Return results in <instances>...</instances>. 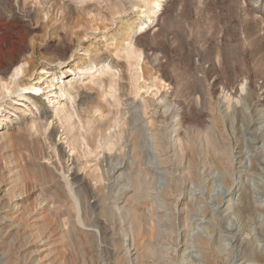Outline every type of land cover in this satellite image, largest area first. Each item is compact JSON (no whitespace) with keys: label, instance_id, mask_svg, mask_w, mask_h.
I'll return each instance as SVG.
<instances>
[{"label":"bare ground","instance_id":"bare-ground-1","mask_svg":"<svg viewBox=\"0 0 264 264\" xmlns=\"http://www.w3.org/2000/svg\"><path fill=\"white\" fill-rule=\"evenodd\" d=\"M161 1L155 4V14L162 9ZM246 2L262 19L264 30V0ZM67 9L72 18L77 16L72 4ZM3 24L0 21V26ZM3 41L5 48L15 43L14 39ZM76 49L67 62L63 54L55 61L39 60L29 67L27 62L14 57L10 71L3 73L0 79V264H264V160L259 161L260 183L251 184L257 222L249 220L253 223L244 230L243 221L247 218L242 221L240 212H235L240 206L242 190L232 181L229 185H219L207 202L179 196L166 211L170 239L163 247L152 242L154 220L147 212L139 215L137 224L133 204L123 200L130 193L137 194L141 181L138 183L137 177L131 176V167L126 168L122 160L129 155L127 147H131L133 160L140 155L157 164L158 160L164 162L169 148L175 152L184 148L183 109L179 102L169 103V94L161 91L132 98L124 65L112 57L92 53L83 45ZM30 56L32 53L23 49L22 59ZM32 68L36 74L30 79L27 75ZM97 71L99 76L109 78L107 84L101 78L96 79ZM115 72L117 80L113 79ZM87 78L95 81L96 87L87 85L84 81ZM90 89L97 94L89 92ZM96 95L101 96L99 100ZM217 104L228 114L240 107L260 114L264 145V79L247 76L224 86ZM111 106L118 109V121L123 120L124 126L107 128L104 108ZM8 110L18 112L19 116L13 112L10 115ZM128 121L132 129H128ZM136 123L141 125V136L132 134L139 133L135 130ZM84 128L91 130L90 137L83 134ZM15 142L30 155L23 167L10 163L9 157L1 152L6 145L11 149ZM226 152L224 149L223 153ZM208 155L209 151H205L204 157ZM188 158L189 165L197 159ZM93 166L99 180L88 174ZM141 176L145 177L143 172ZM166 177L160 174L162 186L167 185ZM29 181L34 184L30 191L27 189ZM68 201L72 202L75 216L62 224L60 216L54 212ZM188 203L196 215L191 213ZM220 217L225 220L221 226L217 222ZM216 233L217 244L212 246ZM57 240L63 242L64 255H55Z\"/></svg>","mask_w":264,"mask_h":264},{"label":"rangeland","instance_id":"rangeland-1","mask_svg":"<svg viewBox=\"0 0 264 264\" xmlns=\"http://www.w3.org/2000/svg\"><path fill=\"white\" fill-rule=\"evenodd\" d=\"M158 1L0 0V21L4 22L0 26V79L3 73L10 71L14 57L27 62V67L35 65L39 60L55 61L63 54L66 55L67 62L72 52L78 50L76 49L78 45H83L92 53L104 54L124 65L132 98L136 95L147 96L161 91L169 94V103H180V108L183 109L182 125L183 135H185L183 149L175 152L169 148L163 158L164 162L158 160L160 165L140 155L133 160L131 147H127L129 155L126 158L124 156L122 160L126 168L130 170L129 167H131V176L137 177L138 183L141 181L137 194L130 193L123 200L133 204L137 224L140 223V216L148 212L147 215L154 220L150 238L153 239L154 244H160L159 246L163 247L170 239L166 221V211L170 203L180 197L182 199L193 197L207 202L211 194L218 190L219 185L235 182L242 190L240 206L235 212H240L238 214L242 221L247 218V221H243L244 230L249 224L257 222L253 213L254 190L251 184L252 182L260 183L262 177L260 162L264 160V145L260 131L261 116L258 113L246 112L240 106L231 111L232 114H228L223 108H219L217 98L224 86H230L244 77L264 79V30L262 19L256 13L254 14L250 6H247L246 0H162V9L155 14V4ZM69 4H72L77 11L75 18H72L67 9ZM18 19H22L21 22ZM144 26L149 28H143ZM9 38L14 39L15 43H10V47L5 48L3 40H10ZM25 48L32 53V56L22 59V51ZM35 74L32 68L27 77L33 79ZM116 74L117 72L113 76L115 80L118 79ZM94 75H97L96 79L101 78L105 84L109 82V78L106 75L99 76L98 71ZM84 81L91 88L97 85L89 78ZM89 81L94 84H88ZM89 92L97 94V91L93 89ZM100 97L96 98L99 100ZM104 110L107 128L114 129L117 125H125L123 120L118 121L120 113L116 106H111L110 109L104 108ZM10 111L8 110L10 115L13 112L19 116L18 112ZM34 113L38 115L36 110ZM3 121L4 124H8L6 120ZM77 124L75 122V126ZM136 124L135 130L138 129L139 133L132 134L141 136V125ZM127 127L132 129L129 121ZM83 134L90 137L91 130L84 128ZM122 142L125 143L126 140ZM190 145L195 146L191 148ZM12 146L11 149L7 145L4 146L3 151L1 150L4 152L2 154L9 157L10 163L15 162L17 167H23L30 157L29 152L18 146L17 142ZM224 149L229 154L223 153ZM205 151H209L207 158L204 157ZM188 157L197 158L196 161L193 160V163L195 162L194 164L198 166L193 163V166L189 165ZM142 172L144 178L141 176ZM161 173L167 176L165 186L159 183ZM171 173L174 175L172 176ZM88 174L99 180L98 171L94 166L90 167ZM33 186L34 184L29 181L27 189L30 191ZM143 190L144 193L141 192ZM71 204L72 202L68 201L65 206H61L56 210L57 212H54L60 216L62 224L72 221L75 216ZM188 207L192 209L191 213L196 215L197 212L190 204ZM224 221L223 217H220L217 222L221 226ZM51 225L54 227L55 223ZM161 234L166 238L164 239ZM216 236L217 233L211 240L212 246L217 244L218 236ZM54 249L55 255H64L62 241L57 240Z\"/></svg>","mask_w":264,"mask_h":264}]
</instances>
